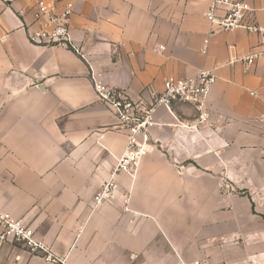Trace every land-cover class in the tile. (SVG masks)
Returning a JSON list of instances; mask_svg holds the SVG:
<instances>
[{
	"label": "crops",
	"instance_id": "obj_1",
	"mask_svg": "<svg viewBox=\"0 0 264 264\" xmlns=\"http://www.w3.org/2000/svg\"><path fill=\"white\" fill-rule=\"evenodd\" d=\"M47 1L72 2L77 51L28 41L36 0H0V211L65 264H264V60H238L257 34L211 33V0ZM245 1L264 27V0ZM199 70L216 75L205 117L158 107L136 174L93 207L126 132L92 77L150 101ZM0 264L54 263L0 241Z\"/></svg>",
	"mask_w": 264,
	"mask_h": 264
},
{
	"label": "built area",
	"instance_id": "obj_2",
	"mask_svg": "<svg viewBox=\"0 0 264 264\" xmlns=\"http://www.w3.org/2000/svg\"><path fill=\"white\" fill-rule=\"evenodd\" d=\"M73 13L72 2H55L36 0L32 22L25 26L28 41L33 45L72 48L69 21ZM211 25V33L244 29L258 36V44L247 54L238 58L246 66L258 59L264 60V27L257 23L254 9L245 0H211L204 14ZM208 38L201 48L207 51ZM165 46H159V51ZM216 75L207 70H199L189 77L168 76L163 80V88L153 94L150 101L141 98L133 99L124 90L109 87L101 80L92 77V85L97 101L113 111L116 117V128L126 132V144L115 164L111 176L105 180L92 198L93 207L111 201L116 196L117 183L115 175L125 173L134 176L142 158L151 150L149 131L153 125L156 109L163 106L172 112L174 104L186 103L205 117L204 103ZM128 201L127 193L123 202ZM0 241L18 242L31 255H38L43 260L54 264H65L64 258L56 255L50 246L37 238L30 226L22 219L10 213L0 211ZM198 264V262H195Z\"/></svg>",
	"mask_w": 264,
	"mask_h": 264
}]
</instances>
